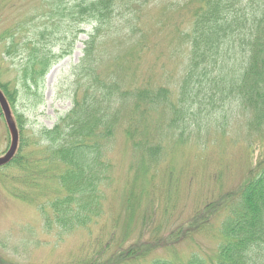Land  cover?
Returning <instances> with one entry per match:
<instances>
[{"label": "trees", "instance_id": "obj_1", "mask_svg": "<svg viewBox=\"0 0 264 264\" xmlns=\"http://www.w3.org/2000/svg\"><path fill=\"white\" fill-rule=\"evenodd\" d=\"M50 1L52 5L47 13L55 30H59L54 46L59 44V35L65 33L72 37V42L69 50L62 46L55 52L53 45L47 50L38 49L34 58L40 57V60L31 58L27 66L31 70L25 69L36 87L37 75H45L53 63L71 52L85 23L90 24L91 29L83 62L94 71L98 63L93 56L101 57V45L106 46L101 64L113 58L109 63L113 66L117 62L113 71L121 68L124 74L116 72L115 78L101 74V86H97L101 89L87 90L60 123L42 130L51 149L48 157H42L37 149L26 148L25 141L20 143L15 157L4 166L13 174L0 175L11 184L10 193L36 206L43 221L48 218V223L55 221L64 226L65 234L87 224L100 210L102 219L100 196H96V191L108 167L104 151L111 150L119 128L124 127L123 134L138 152V167L129 190L128 210L131 211L124 213L122 225V234L128 240L133 231L134 205L138 207L140 196V191H134L135 185L141 187L139 179L162 160V146L154 143V139L164 141L166 131L179 132L180 128L178 139H182L184 130L191 125H201L203 117L213 121L209 122L210 127L215 124L217 128L232 129L230 117L222 120L220 117L225 111L218 108L219 102L231 101L239 109L231 110V114L241 113L244 117L237 132L242 131L243 150L251 159L242 183L236 189L221 191L218 199L198 207L197 222L192 223L190 218L155 241H137L130 246L124 240L118 242L115 237L118 223L115 222L114 232H109L107 242L101 234L98 255L101 254L103 260L85 258L69 264H144L149 260V264H264V0ZM160 5L163 11L186 10L190 16L188 25L174 26L178 39V46L174 48H187L184 63H177L169 85L132 88L128 86L130 72L126 71L129 66L126 60L137 49L147 47L149 23L156 29L171 23L161 18L160 13L153 21L150 11ZM21 24H15L13 30H22L17 27ZM44 34L42 31L41 36ZM6 35L7 32L0 40H5ZM171 85L174 87L170 88ZM2 88L11 103L14 102L16 90H10L7 84H2ZM107 96L118 102L108 103ZM131 104V112L138 113L139 118L127 116ZM154 112L158 116L148 121ZM123 113L126 116L121 122ZM172 135L175 136V132ZM226 168L218 172L219 179L225 177ZM222 213L226 215L218 226L211 255L194 254L180 259L154 254L158 249L170 247L176 233L178 241L192 239L197 229L211 227L212 219ZM44 227L50 229L47 224ZM181 228L183 231L179 233ZM3 261L5 263L6 259L0 260V264H4Z\"/></svg>", "mask_w": 264, "mask_h": 264}, {"label": "rangeland", "instance_id": "obj_2", "mask_svg": "<svg viewBox=\"0 0 264 264\" xmlns=\"http://www.w3.org/2000/svg\"><path fill=\"white\" fill-rule=\"evenodd\" d=\"M51 5L50 0H0V37L7 32L5 40H0V84H7L10 90H16L17 97L12 109L18 123L21 143L25 141L24 144L28 145L26 148L37 149L42 157H48L51 152L42 130L54 128L60 123L87 90L93 92L101 89L97 87L101 86V74L107 73L115 78L117 73L122 72L121 68L116 70L117 73L113 71L117 63L113 66L109 64L113 58L101 64L106 46L101 45V57L93 56V60L98 63L94 71L83 62L87 40V32L83 30L91 29L90 24H83L72 52L57 64H52L45 75H37L36 87L31 82L33 77L25 74V69L30 59L38 55V49L47 50L53 45L55 52L62 46L69 50L72 42V37L65 33L59 35V44L54 46L59 30H55L56 26L47 13V8ZM161 8L162 5L150 11L153 21L156 14L160 13L161 18L170 20L171 23L160 29L153 27L152 22L149 23L147 47L136 48L135 53L125 62L129 65L126 71L130 72L128 86L132 88L152 84L169 85L177 63H184L187 48H174L178 46L174 26L188 25L190 16L186 10L166 12ZM19 22L22 24L17 27L23 31L13 30ZM25 22L27 24L23 25ZM42 31L45 32L43 37ZM10 33L13 37H9ZM34 59L39 61L40 57ZM27 69L31 70L30 66ZM173 87L174 85L170 86ZM107 102L113 104L118 101L107 96ZM235 104L231 101L218 104L221 112L225 111L220 118L223 120L230 117L232 129L224 126L217 128L215 124L212 129L213 126L208 124L213 121L203 117L201 125H191L184 130L182 139H178L181 128L179 132L176 129L166 131L169 140L154 139V143L162 146V160L145 177L139 179L141 187L135 185L134 191H140V202L138 201V207L134 205L133 231L128 240L122 234V225L124 213L129 214L131 211L128 210L129 190L138 167V152L123 134L124 127L119 128L111 150L104 151V156L108 157V163L105 164L108 167L96 191V196H100L102 219L100 210L92 220L85 225L81 224L73 232L65 234L64 226L55 221L48 223V218L43 221L44 217L36 206L13 196L9 181H3L0 177V260L6 259L4 264H69L70 261L80 262L85 258L90 261L96 257L95 260L100 262L103 260L101 254L98 255L101 234L107 242L110 239L109 232H114L115 222L118 223L115 236L117 241L124 240L129 246L137 241H155L166 237L163 235L190 218L192 223L197 222L196 209L206 201L218 199L221 191L236 189L250 168L251 159L248 152L243 150L244 144L241 142L242 131L237 132L239 122L244 117L241 113L238 116L231 114V110H239ZM132 106L133 104L129 105L127 116L131 119L139 118L138 113L131 112ZM125 116V113L121 115V122ZM151 116L152 119L148 118L150 122L158 114L154 112ZM174 132L175 136L172 135ZM153 135L155 137L154 132ZM9 145L10 133L0 108V155L7 151ZM225 167V177L219 179L217 174L223 168L225 170ZM0 172V175L13 174L9 169H2ZM225 215L226 213H222L215 220L212 219L211 227L197 229L192 239L178 241L179 234L176 233L170 247L158 249L154 254L180 259H187L194 254L211 255L216 245L218 226ZM44 224L50 229L45 228ZM182 231L183 228L179 233ZM149 261L144 264H149Z\"/></svg>", "mask_w": 264, "mask_h": 264}, {"label": "water", "instance_id": "obj_3", "mask_svg": "<svg viewBox=\"0 0 264 264\" xmlns=\"http://www.w3.org/2000/svg\"><path fill=\"white\" fill-rule=\"evenodd\" d=\"M0 103L2 105V108L5 112V116L7 119V123L9 125L10 131H11V145L9 150L7 151V153L0 157V165L8 162L14 155V153L16 152L17 146H18V141H19V134H18V130L16 127V124L14 122V120L12 119V115H11V111H10V107L9 104L6 100V98L4 97L3 93L0 90Z\"/></svg>", "mask_w": 264, "mask_h": 264}]
</instances>
